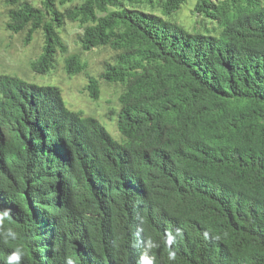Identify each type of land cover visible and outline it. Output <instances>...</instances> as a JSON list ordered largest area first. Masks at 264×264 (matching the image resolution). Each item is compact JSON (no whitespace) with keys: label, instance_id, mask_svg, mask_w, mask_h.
<instances>
[{"label":"trees","instance_id":"1","mask_svg":"<svg viewBox=\"0 0 264 264\" xmlns=\"http://www.w3.org/2000/svg\"><path fill=\"white\" fill-rule=\"evenodd\" d=\"M0 1L44 79L0 71V264H264V0ZM67 20L110 54L85 91L121 88L120 139L52 83L89 66Z\"/></svg>","mask_w":264,"mask_h":264},{"label":"rangeland","instance_id":"2","mask_svg":"<svg viewBox=\"0 0 264 264\" xmlns=\"http://www.w3.org/2000/svg\"><path fill=\"white\" fill-rule=\"evenodd\" d=\"M194 0L185 5L180 13V20L190 24L192 21L199 19L192 15ZM8 20L6 14V6L0 1V71L14 72L38 83H44V79L34 76L29 69V61L35 59L40 53L43 44L42 34H37L34 40L30 43H25L26 32L13 33L5 28V23ZM83 31V28L77 22L70 20L66 21L65 28L62 32L65 42L68 44L70 52H79L83 59L89 61L88 70L77 75H69L65 68L64 58L59 55L60 63L53 75V84L62 88L63 95L67 105L77 111H83L86 115H97L101 122L107 127L109 132L116 138L120 139L121 134L116 128V117L110 120V107L119 109V95L121 88L114 90L106 82L102 83V90L98 100L92 99L88 92L85 91L87 85V72L98 74L103 63L109 58L105 50L100 51L95 49L91 52L81 51L78 43V35ZM28 76V77H27ZM90 113V114H89Z\"/></svg>","mask_w":264,"mask_h":264},{"label":"clouds","instance_id":"3","mask_svg":"<svg viewBox=\"0 0 264 264\" xmlns=\"http://www.w3.org/2000/svg\"><path fill=\"white\" fill-rule=\"evenodd\" d=\"M7 216H8V212L4 211L2 214H0V220H2L4 217ZM8 235L11 236L12 238H15V233L11 229L8 231ZM172 239H174V237L169 235V243H171ZM20 259H21V255L18 252H13L8 257L7 264H20ZM169 259H175V252L169 253ZM69 264H71V261H69ZM139 264H153V261L151 258H148L147 256H141Z\"/></svg>","mask_w":264,"mask_h":264}]
</instances>
